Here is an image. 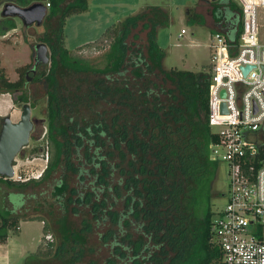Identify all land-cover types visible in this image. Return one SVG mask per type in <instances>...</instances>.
Segmentation results:
<instances>
[{
  "label": "trees",
  "instance_id": "1",
  "mask_svg": "<svg viewBox=\"0 0 264 264\" xmlns=\"http://www.w3.org/2000/svg\"><path fill=\"white\" fill-rule=\"evenodd\" d=\"M6 1L35 0L0 5ZM46 1L59 25L41 37L50 44V62L31 79L45 86L48 158L39 177L0 175V242L17 231L21 219L46 218L45 234L50 227L57 243H40L35 253L48 255L54 247L56 264H79L95 250L86 245V232L104 223L99 244L109 254L83 264H217L220 249L210 241V222L219 161L211 156L216 134L208 117L209 71L164 67L166 51L156 39L157 29L169 23L162 6L147 5L108 27L106 62L97 66L71 54L63 39L65 18L86 10L88 0ZM211 2L212 32L235 39L238 2ZM203 19L194 13L186 22ZM15 24L14 17L0 15V34ZM139 25L145 39L130 42L139 37ZM27 66L15 68L16 79L0 69V92H10L14 103L28 100ZM59 67L81 71L83 83H61ZM58 169L75 173L76 184L54 176ZM69 211L82 215L79 228L66 222Z\"/></svg>",
  "mask_w": 264,
  "mask_h": 264
},
{
  "label": "rangeland",
  "instance_id": "2",
  "mask_svg": "<svg viewBox=\"0 0 264 264\" xmlns=\"http://www.w3.org/2000/svg\"><path fill=\"white\" fill-rule=\"evenodd\" d=\"M69 0H64V2ZM212 0H88V7L81 12L73 13L65 18L63 24L64 45L71 54L87 58L92 64L102 66L106 62L105 53L109 48V38L106 35L108 27H114L125 16L133 14L147 5L162 6L168 13L169 23L160 26L157 29L156 39L158 44L166 51L163 59V65L166 68L178 67L191 70H208L210 61L209 41L212 32L211 27H216L212 17ZM2 5H0L1 9ZM194 13L203 15V22L187 23V16ZM259 27L258 37L264 40V7H258ZM15 27L0 34V69L8 75L10 79H15L18 74L15 68L30 61L32 53V45L41 41V37L48 33L53 35L55 29L59 25V15L48 14L47 12L39 25L32 24L24 26L19 17L15 16ZM184 28L185 32L181 33ZM138 32L139 37H129L130 42H141L145 39L146 29H140V25L134 30ZM134 46V44L132 45ZM46 63L44 67H48ZM28 67V66H27ZM58 77L61 83L75 85L83 83L84 73L81 71H73L67 68L59 67ZM88 80L93 78V74L87 75ZM23 90L28 95L27 103L31 106V117L33 118V126L30 130L28 143L23 146L13 160L14 174L11 176L17 179V174L22 177H39L44 169L47 160L45 159V151L48 149L46 134V91L45 86L39 80H26ZM20 90L15 94H20ZM5 93V92H4ZM12 99L10 92L7 95ZM8 96V97H9ZM7 97L0 96V98ZM5 99V98H4ZM21 103H14L8 100L0 99V115L10 114L12 120H17L21 111ZM110 107V106H108ZM100 109L99 105L94 107ZM258 140L264 146V124L259 130ZM33 147H38V152H32ZM39 176H32L37 175ZM64 176L69 185L77 182L76 174L69 170L58 169L54 176ZM227 167L224 162H218L216 178L214 180L213 189L216 195L212 198V209L216 210L223 207L226 203V194L228 187ZM28 210V209H27ZM86 212V211H85ZM84 212V213H85ZM29 213V212H28ZM37 219V218H36ZM32 220L24 225L21 241L28 235L33 234L36 238L33 240L35 244L32 251L13 257L12 264H27L30 260L35 259L37 245L45 238V230L38 220ZM66 222L72 228H79L82 223V215L75 214L71 211L66 214ZM40 220V219H39ZM43 224H48L47 219L43 220ZM26 227L28 230L26 231ZM108 227V224H93L91 230L86 232V245L93 246L94 251L87 254L85 258L78 261L79 264L87 262L89 257L97 261H102L108 254L107 246L99 244V236ZM49 237L45 239L52 240L57 243V236L50 227ZM52 231V232H51ZM44 239V240H45ZM46 246V245H43ZM53 249L48 255H43L45 264H56L59 261L53 255ZM52 256V257H51ZM49 257V258H48Z\"/></svg>",
  "mask_w": 264,
  "mask_h": 264
},
{
  "label": "built area",
  "instance_id": "3",
  "mask_svg": "<svg viewBox=\"0 0 264 264\" xmlns=\"http://www.w3.org/2000/svg\"><path fill=\"white\" fill-rule=\"evenodd\" d=\"M236 1L241 8L237 37L216 31L208 45V117L216 134L211 156L225 163L228 176L226 203L212 215L210 241L220 249L217 264H264V146L258 140L264 124V41L258 37V7H264V0Z\"/></svg>",
  "mask_w": 264,
  "mask_h": 264
},
{
  "label": "water",
  "instance_id": "4",
  "mask_svg": "<svg viewBox=\"0 0 264 264\" xmlns=\"http://www.w3.org/2000/svg\"><path fill=\"white\" fill-rule=\"evenodd\" d=\"M47 12V6L42 0H35L27 5H19L13 1H6L0 9L1 16L19 17L24 26L35 23L39 25ZM37 58L42 63L49 60L47 45L38 41L34 45ZM247 66L244 67L246 71ZM31 106L24 102L17 120H12L10 114H3L0 119V175L11 177L14 174L15 156L28 143L30 130L33 126Z\"/></svg>",
  "mask_w": 264,
  "mask_h": 264
},
{
  "label": "crops",
  "instance_id": "5",
  "mask_svg": "<svg viewBox=\"0 0 264 264\" xmlns=\"http://www.w3.org/2000/svg\"><path fill=\"white\" fill-rule=\"evenodd\" d=\"M264 41V40H262ZM6 93L7 97H4ZM0 92V96H3L4 98H0L2 99V101L4 100H8L10 102H12L11 97L9 96V94L7 95L8 92ZM9 96V97H8ZM1 112V111H0ZM36 218H33L32 220H34ZM38 221H40V223L42 224V227L44 229V224H43V220H39L36 219ZM31 221V219H21L19 221V225L17 228V231L15 233H10L7 238L0 242V264H12V260L13 257L16 255H21V254H25L27 251H32L31 248H34L35 244H33V240L36 238L33 234H30L27 236L26 241H28V243L22 242L21 241V235L23 233V229H24V225L27 224V222ZM26 231L28 230V227L25 228ZM46 238V236H45ZM43 237V240H41L40 243H45V241L49 240V239H45ZM45 239V240H44ZM39 243V244H40ZM38 244V245H39ZM37 245V247H38ZM37 249V248H36ZM37 255V257L35 259L30 260L27 264H43V255Z\"/></svg>",
  "mask_w": 264,
  "mask_h": 264
},
{
  "label": "flooded vegetation",
  "instance_id": "6",
  "mask_svg": "<svg viewBox=\"0 0 264 264\" xmlns=\"http://www.w3.org/2000/svg\"><path fill=\"white\" fill-rule=\"evenodd\" d=\"M43 1V0H42ZM35 24V23H33ZM32 25V24H31ZM41 41L45 42L46 45H47V55L49 57V60L48 62L46 63H49L50 62V57H51V47H50V44L47 42V41H44L41 39ZM36 43V42H35ZM35 43L32 45V53H31V59L30 61L26 62V63H29V66L27 67V69L25 70V74H26V77L27 79L26 80H29L31 79L32 77H34L36 75V73L43 69L45 64L46 63H42L40 60H38L37 58V52L35 51ZM22 64H25V63H22ZM21 65V64H20ZM16 71V70H15ZM16 73L18 74V72L16 71ZM6 76L8 77V75L6 74ZM18 78V77H17ZM16 79V78H15ZM27 81H25V84H26ZM24 84V85H25ZM18 91V90H17ZM13 101V100H12ZM26 102V101H22L21 103V107H22V104Z\"/></svg>",
  "mask_w": 264,
  "mask_h": 264
}]
</instances>
